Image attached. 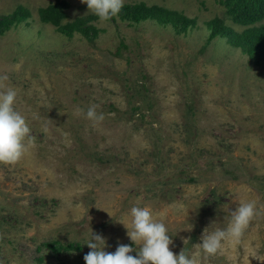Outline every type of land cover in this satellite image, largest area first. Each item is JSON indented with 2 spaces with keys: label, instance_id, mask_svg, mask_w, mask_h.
I'll use <instances>...</instances> for the list:
<instances>
[{
  "label": "rangeland",
  "instance_id": "obj_1",
  "mask_svg": "<svg viewBox=\"0 0 264 264\" xmlns=\"http://www.w3.org/2000/svg\"><path fill=\"white\" fill-rule=\"evenodd\" d=\"M56 1L0 0V18L19 6L31 12L0 34V76L17 90L32 138L19 163L0 164V264H85L93 233L106 252L135 249L121 224L131 226L134 205L166 225L174 254L185 239L196 252L204 229L225 227L242 201L258 214L201 264H261L264 59L211 39L209 23L243 28L217 0H124L196 19L186 32L120 15L99 22L81 0H65L64 25L91 16L87 25L100 30L69 35L40 21ZM90 105L102 122L86 119ZM45 243L77 248L55 254Z\"/></svg>",
  "mask_w": 264,
  "mask_h": 264
},
{
  "label": "clouds",
  "instance_id": "obj_2",
  "mask_svg": "<svg viewBox=\"0 0 264 264\" xmlns=\"http://www.w3.org/2000/svg\"><path fill=\"white\" fill-rule=\"evenodd\" d=\"M81 3L87 5L86 14H93L99 22L117 17L124 6V0H81ZM8 79L7 75L0 76V164L14 166L25 156L32 138L25 117L15 109L18 92L6 83ZM96 108L90 105L86 112V119L93 124L104 120V114L98 113ZM129 214L131 226L121 224L136 248L119 244L115 252H106L105 238L92 232V238L86 243L90 251L84 256L85 264H201V255L207 259L220 252L226 243L238 242L258 212L254 201L238 203L235 211H229L225 217V227L209 231L216 224L213 223L204 229L201 242L193 246L199 251L187 252L189 240L185 239V248L179 255L170 250L173 241L168 229L154 218L149 207L134 205ZM133 251L137 252L136 256L131 255ZM255 259L264 264V259Z\"/></svg>",
  "mask_w": 264,
  "mask_h": 264
},
{
  "label": "trees",
  "instance_id": "obj_3",
  "mask_svg": "<svg viewBox=\"0 0 264 264\" xmlns=\"http://www.w3.org/2000/svg\"><path fill=\"white\" fill-rule=\"evenodd\" d=\"M217 1L225 8L226 14L232 22L242 27L243 30L237 31L223 19L217 17L209 23L211 28L210 38H225L229 44L242 49L245 54L255 58L257 62L264 59V0ZM70 8L71 5L68 1L58 0L45 8H41L38 15L43 24L55 26L61 29L63 33L72 35L77 32L85 36L92 34L97 36L100 30L92 24L87 25L92 20L91 16L63 24L68 19ZM119 15L121 18L132 20L135 23L154 20L162 25L170 24L182 32L188 31L197 24L196 19H191L179 11L158 5L148 6L145 3L124 5ZM30 17L31 12L27 8L19 6L11 15L0 18V34ZM44 246L55 254L71 252L72 249L76 250L77 248L72 244L66 246L45 243Z\"/></svg>",
  "mask_w": 264,
  "mask_h": 264
}]
</instances>
